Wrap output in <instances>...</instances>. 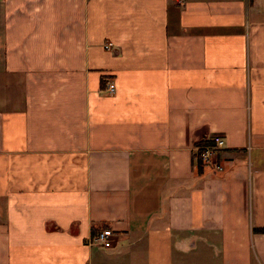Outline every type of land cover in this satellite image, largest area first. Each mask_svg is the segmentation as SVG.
Wrapping results in <instances>:
<instances>
[{
	"label": "crops",
	"instance_id": "1",
	"mask_svg": "<svg viewBox=\"0 0 264 264\" xmlns=\"http://www.w3.org/2000/svg\"><path fill=\"white\" fill-rule=\"evenodd\" d=\"M261 226L264 0H0V264H264Z\"/></svg>",
	"mask_w": 264,
	"mask_h": 264
},
{
	"label": "built area",
	"instance_id": "2",
	"mask_svg": "<svg viewBox=\"0 0 264 264\" xmlns=\"http://www.w3.org/2000/svg\"><path fill=\"white\" fill-rule=\"evenodd\" d=\"M110 45L107 43L106 46ZM105 87L108 92L115 90V83L112 80H107ZM205 142L197 143L193 146V158L199 161L202 166L210 167L214 172L223 169V163L219 158V152L224 147V138L220 134H212L204 138ZM112 231L109 228L100 229L93 241L101 246H107L110 242Z\"/></svg>",
	"mask_w": 264,
	"mask_h": 264
},
{
	"label": "trees",
	"instance_id": "3",
	"mask_svg": "<svg viewBox=\"0 0 264 264\" xmlns=\"http://www.w3.org/2000/svg\"><path fill=\"white\" fill-rule=\"evenodd\" d=\"M203 142H205L204 139L200 140L198 143H203ZM195 165L197 166V169H200L201 167H203L202 164L199 161H197ZM253 229L256 230V231L264 232V226L255 227Z\"/></svg>",
	"mask_w": 264,
	"mask_h": 264
}]
</instances>
